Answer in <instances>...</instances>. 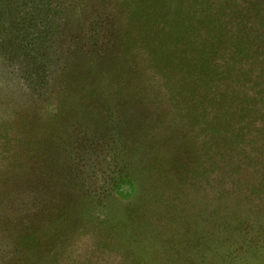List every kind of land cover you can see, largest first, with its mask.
Instances as JSON below:
<instances>
[{
  "label": "rangeland",
  "instance_id": "rangeland-1",
  "mask_svg": "<svg viewBox=\"0 0 264 264\" xmlns=\"http://www.w3.org/2000/svg\"><path fill=\"white\" fill-rule=\"evenodd\" d=\"M45 1L32 77L0 0V264H264V166L172 98L140 0ZM213 3L264 61V0Z\"/></svg>",
  "mask_w": 264,
  "mask_h": 264
},
{
  "label": "trees",
  "instance_id": "trees-1",
  "mask_svg": "<svg viewBox=\"0 0 264 264\" xmlns=\"http://www.w3.org/2000/svg\"><path fill=\"white\" fill-rule=\"evenodd\" d=\"M140 2L144 26L152 32L149 61L167 79L172 98L188 96L196 122L211 133L221 131L226 148L264 166V61L243 63L252 54L251 37L231 35L213 0ZM50 6L26 0L28 12L2 23L5 43L20 51L32 77L41 72L39 50L51 28Z\"/></svg>",
  "mask_w": 264,
  "mask_h": 264
}]
</instances>
